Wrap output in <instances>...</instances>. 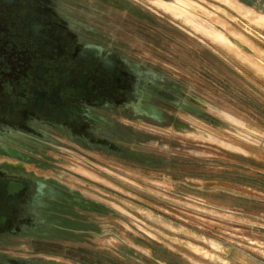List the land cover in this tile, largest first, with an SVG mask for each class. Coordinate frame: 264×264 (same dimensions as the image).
<instances>
[{"label":"rangeland","instance_id":"obj_1","mask_svg":"<svg viewBox=\"0 0 264 264\" xmlns=\"http://www.w3.org/2000/svg\"><path fill=\"white\" fill-rule=\"evenodd\" d=\"M125 1L133 12L104 7L115 23L103 34L177 83L203 115L168 109L180 127L132 123L141 136L123 143L144 161L49 150L32 165L36 174L92 208L61 212L71 224L63 238L38 248L17 242L0 255H36L40 264H264V190L252 184L264 151L246 143L242 121L264 127L262 0Z\"/></svg>","mask_w":264,"mask_h":264},{"label":"flooded vegetation","instance_id":"obj_2","mask_svg":"<svg viewBox=\"0 0 264 264\" xmlns=\"http://www.w3.org/2000/svg\"><path fill=\"white\" fill-rule=\"evenodd\" d=\"M104 7L133 12L135 6L125 0H0V249L61 239L71 226L61 212L92 208L36 174L32 165L45 163L49 150L144 161L123 143L141 136L132 123L180 127L168 109L203 115L184 108L185 101L197 106L177 83L103 34L100 27L115 23ZM150 107L157 118L145 113ZM41 261L0 255V264Z\"/></svg>","mask_w":264,"mask_h":264},{"label":"crops","instance_id":"obj_3","mask_svg":"<svg viewBox=\"0 0 264 264\" xmlns=\"http://www.w3.org/2000/svg\"><path fill=\"white\" fill-rule=\"evenodd\" d=\"M243 108V106H242ZM246 112H249L250 110L248 108H245ZM243 123L245 124L246 127V132L245 134V141L248 143V140H254L257 143L256 145V151L259 152L261 149L264 151V127H261L259 124H256L254 126H249V122L247 119H242ZM241 153L246 155V157L249 155L248 147L247 144L245 147H241ZM253 155V154H252ZM253 157H257V154ZM255 176H256V181L253 182L252 184L258 188L259 190H264V184L260 183V179L264 180V170L261 169H256L255 170Z\"/></svg>","mask_w":264,"mask_h":264},{"label":"water","instance_id":"obj_4","mask_svg":"<svg viewBox=\"0 0 264 264\" xmlns=\"http://www.w3.org/2000/svg\"><path fill=\"white\" fill-rule=\"evenodd\" d=\"M241 2L247 4V5H252V4H255L257 2V0H240ZM264 0H262L261 3L257 4L256 3V6L257 8L261 9L264 11ZM184 108L191 111V112H194L196 115H202L203 114V111L195 106H191L188 102H184ZM145 113L148 115V116H151L153 118H157L158 115L160 113L157 112V110L153 107H150L147 111H145Z\"/></svg>","mask_w":264,"mask_h":264},{"label":"bare ground","instance_id":"obj_5","mask_svg":"<svg viewBox=\"0 0 264 264\" xmlns=\"http://www.w3.org/2000/svg\"><path fill=\"white\" fill-rule=\"evenodd\" d=\"M181 14H184V13L181 11L180 15H181ZM184 15H186V14H184ZM187 16H188V15H187ZM259 20H260V19H258L257 22H259ZM257 22H256V23H257ZM260 23H261V22H260ZM258 24H259V23H258ZM260 26H261V24H260ZM200 27H201V26H200ZM213 35H214V34H213ZM216 35H217V34H216Z\"/></svg>","mask_w":264,"mask_h":264}]
</instances>
